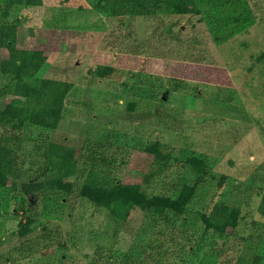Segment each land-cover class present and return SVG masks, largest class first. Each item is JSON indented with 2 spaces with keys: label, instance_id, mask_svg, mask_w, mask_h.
<instances>
[{
  "label": "rangeland",
  "instance_id": "1",
  "mask_svg": "<svg viewBox=\"0 0 264 264\" xmlns=\"http://www.w3.org/2000/svg\"><path fill=\"white\" fill-rule=\"evenodd\" d=\"M43 1L15 5L6 16L1 4L0 19L17 22L19 46L46 51L38 77L73 88L56 130L24 131L14 175L18 182L52 178L42 157L50 145L74 149L76 168L64 176L69 190L46 184L14 197L0 188V264H89L98 253L96 264H264V62L247 72L249 56L264 51V0H244L254 23L220 45L203 14L110 16L94 7L105 0ZM103 64L110 75L94 76ZM9 98H0V111ZM154 141L167 152L165 165L139 152ZM88 151L115 157L124 181L163 167L146 186L151 194L175 196L193 182L182 155L203 156L210 169L173 225L135 210L119 226L89 203L102 174L91 169ZM224 203L240 209L232 241L205 233L200 218ZM27 219L29 232L17 236Z\"/></svg>",
  "mask_w": 264,
  "mask_h": 264
},
{
  "label": "trees",
  "instance_id": "2",
  "mask_svg": "<svg viewBox=\"0 0 264 264\" xmlns=\"http://www.w3.org/2000/svg\"><path fill=\"white\" fill-rule=\"evenodd\" d=\"M43 2V0H0V8L3 4V15L6 16L9 9L15 5L37 7L42 6ZM247 4L244 0H105V3L98 2L94 7L110 16H147L160 19L161 11L164 15L173 17L203 14L201 18H204V22L210 26L213 42L220 45L254 23ZM224 10L227 11L226 16ZM17 42V22L0 19V76L4 78L0 98L10 97L0 111V188H8L14 197L18 190L23 195L41 192L46 184L69 190L71 182L65 183L64 176L73 173V168H76V157L74 158V149L72 153L63 145H50V149L42 155L46 160L47 170H51L54 174L52 178L39 181L34 175L21 182L15 178V171L22 166L19 156L24 131L29 127L47 131L56 130L64 112L66 97L73 88V84L67 80L38 77V72L47 65L46 51L42 47L30 46L26 43L19 46ZM249 58L247 72L250 73L257 65L264 62V51L252 54ZM91 72L101 78L110 75L112 67L108 64L97 65ZM107 138L109 135L104 142L109 143ZM37 142L40 144V141ZM141 148L139 152L150 156L155 162H162L165 165L169 160L165 148H161L158 141ZM92 153L94 151H88L86 155L92 161L91 169L101 172L102 178L98 187L87 193L89 203L94 210L104 212L105 216L113 219L119 226L125 225L135 210L156 215L165 226L173 225L174 219L185 215L197 184L210 169L205 157L194 154L182 155L180 161L193 173V182L181 183L175 196L151 194L146 191V186L163 167L142 173L137 181H124L117 172L120 162L117 164L115 157H103L99 160L92 157ZM36 172L42 175L40 167H37ZM239 213L240 209L233 205L215 204L210 215L205 212L200 215L204 232L216 234L221 238L226 236L229 241L234 240H231V237L239 228ZM32 223L30 219L25 220L17 231V236L22 237L28 233ZM149 248L147 247V253L152 259L157 258L159 252L153 253L148 251ZM149 259L145 258L139 264H149ZM99 260L101 257L98 253L97 258L91 259L89 264H96ZM258 260L260 257H256L253 261ZM223 262L225 261H219L217 264H224Z\"/></svg>",
  "mask_w": 264,
  "mask_h": 264
}]
</instances>
